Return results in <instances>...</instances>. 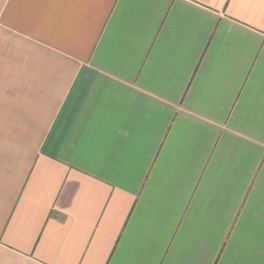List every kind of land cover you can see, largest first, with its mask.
<instances>
[{
  "label": "crops",
  "instance_id": "crops-1",
  "mask_svg": "<svg viewBox=\"0 0 264 264\" xmlns=\"http://www.w3.org/2000/svg\"><path fill=\"white\" fill-rule=\"evenodd\" d=\"M0 264H264V0H0Z\"/></svg>",
  "mask_w": 264,
  "mask_h": 264
}]
</instances>
